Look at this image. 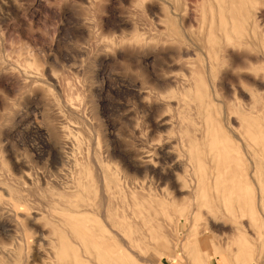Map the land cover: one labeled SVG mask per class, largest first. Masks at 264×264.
I'll return each mask as SVG.
<instances>
[{"label": "rangeland", "instance_id": "374dc122", "mask_svg": "<svg viewBox=\"0 0 264 264\" xmlns=\"http://www.w3.org/2000/svg\"><path fill=\"white\" fill-rule=\"evenodd\" d=\"M195 1L0 0V248L21 264H264V0L243 45Z\"/></svg>", "mask_w": 264, "mask_h": 264}, {"label": "bare ground", "instance_id": "6f19581e", "mask_svg": "<svg viewBox=\"0 0 264 264\" xmlns=\"http://www.w3.org/2000/svg\"><path fill=\"white\" fill-rule=\"evenodd\" d=\"M176 2V9L179 10L180 7L182 6V2L185 4L184 0H175ZM195 2H201V3H205L207 4V11L209 13L208 17H209V21H210V25H212L214 23V21L217 19L218 22V26L220 28H222V33L224 35V37H226L228 41L234 39V40H238L241 42H236L239 45H243V44H247V42H242L243 40V36H244V32L246 31V25L248 23V20L251 17V11L253 8L256 7V5L258 4V0H196ZM8 3V2H7ZM260 4V2H259ZM191 6V5H190ZM9 7V6H8ZM261 8V7H260ZM190 10V9H188ZM264 10V9H263ZM227 12V14L225 13ZM263 15V14H262ZM161 16V15H160ZM207 17V18H208ZM179 18L183 20V18H187V16H183L179 15ZM191 20V19H190ZM189 21V20H188ZM263 21V20H262ZM179 22V21H178ZM216 22V21H215ZM228 25L230 26V29L228 30ZM193 26V25H192ZM159 28V27H158ZM248 28V27H247ZM263 30V29H262ZM211 32V30H210ZM211 35V34H210ZM230 37H229V36ZM228 36V37H227ZM173 37V36H172ZM186 37V36H185ZM260 38V36H258ZM192 38V37H191ZM178 40V39H176ZM260 40V39H259ZM189 41V40H188ZM180 42V41H179ZM191 42V41H190ZM256 43V41H255ZM198 45V44H197ZM216 48V47H215ZM201 50V49H200ZM262 50V49H261ZM190 51V50H189ZM167 53V52H166ZM165 53V54H166ZM229 53V52H228ZM263 54V52H262ZM241 55V54H240ZM175 56V55H174ZM243 56V55H242ZM246 56V55H244ZM226 57V56H225ZM251 57V56H250ZM235 58V57H234ZM237 58V57H236ZM249 59V58H248ZM206 61V60H205ZM171 62V61H170ZM242 62V61H241ZM238 63V61H237ZM236 63V64H237ZM244 63V62H243ZM179 64L181 65L182 69L188 73L189 75V79L191 83H196L197 81V76L199 75V71L197 70V68H193L192 67V63L191 61H184V60H180ZM235 64V63H234ZM240 64V63H239ZM238 65V64H237ZM240 66V65H239ZM233 70V69H231ZM186 74V73H185ZM263 74V73H262ZM229 75V74H228ZM247 76V75H246ZM245 76V77H246ZM237 77V76H236ZM243 77V76H242ZM248 77V76H247ZM261 78V77H260ZM259 78V80H260ZM247 79V78H246ZM245 79V80H246ZM252 79V78H251ZM238 80V79H237ZM254 80V79H253ZM258 81V80H257ZM204 82V81H203ZM237 82V81H236ZM250 82V81H249ZM251 83V82H250ZM254 83V82H253ZM263 83V82H262ZM258 84V83H257ZM263 85V84H262ZM200 86V85H198ZM258 86V85H257ZM262 89V86L261 88ZM208 93V92H207ZM244 95V94H243ZM261 106V105H260ZM260 108V107H259ZM261 109V108H260ZM69 112V111H68ZM264 125V124H263ZM216 127V126H215ZM215 131L216 128H215ZM250 132V130H248ZM241 132V131H240ZM248 132V133H249ZM262 132V131H261ZM264 134V133H263ZM197 136V135H196ZM254 136V135H253ZM245 138V137H244ZM237 139V138H236ZM222 141V139H221ZM215 146L219 148V150H221L222 152H226L227 149L224 146V144L222 142H214ZM244 149V148H243ZM207 151V150H206ZM230 153V151H229ZM263 153V152H262ZM227 155V160L229 161V163H234L237 160L235 158H233L232 156L228 155V152H226ZM252 156V155H251ZM146 158V157H145ZM248 158V157H247ZM200 159V158H197ZM147 163V162H146ZM228 164V163H227ZM146 165V164H145ZM262 165V164H261ZM221 166V165H220ZM231 168H234L233 165H230ZM241 167V164H240ZM234 170H237L234 169ZM237 172V171H236ZM240 172V171H239ZM99 173V172H98ZM237 174V173H235ZM241 174V172H240ZM245 174V173H244ZM238 175V174H237ZM158 176V175H157ZM97 177V176H96ZM241 177V176H240ZM245 177V176H243ZM99 178V176H98ZM206 179V178H205ZM244 179V178H243ZM251 179H253L251 177ZM99 180V179H98ZM101 181V180H100ZM123 183V182H122ZM100 185V184H99ZM98 185V186H99ZM101 189V188H100ZM240 195V194H239ZM244 196V195H243ZM242 197V196H241ZM103 199V197H102ZM258 199V198H257ZM243 200V198H242ZM244 201V200H243ZM243 205V204H242ZM15 207V206H14ZM103 208V207H102ZM243 210V209H242ZM81 211V210H80ZM253 211V210H252ZM203 212V211H202ZM244 212V211H243ZM242 212V213H243ZM244 214V213H243ZM68 215V214H67ZM65 218L64 220L68 219V217ZM70 215V214H69ZM68 215V216H69ZM103 216V215H102ZM70 217H72L70 215ZM63 218V217H62ZM103 218V217H102ZM71 219V218H70ZM69 219V220H70ZM63 220V219H62ZM61 220V221H62ZM67 222V221H66ZM72 222V220L70 221ZM72 224V223H71ZM66 225V224H65ZM79 225V224H78ZM105 225V224H104ZM30 226V225H29ZM67 226V225H66ZM88 229V228H87ZM38 230V229H37ZM10 231V230H9ZM91 231V230H89ZM94 231V230H93ZM92 232V231H91ZM88 233V232H87ZM90 233V232H89ZM198 233V232H197ZM93 234H91L92 236ZM2 237V236H1ZM5 237V236H4ZM94 237V236H93ZM96 238H98L97 236H95ZM94 237V238H95ZM5 241V240H4ZM100 243H102L103 245L108 244V241L105 239H99L98 240ZM98 241L96 242V246H99ZM8 242V241H7ZM95 243V242H94ZM101 244V247H102ZM111 244V243H110ZM36 246V245H35ZM48 246V245H47ZM58 246V245H57ZM100 247V246H99ZM98 247V248H99ZM47 249V248H45ZM63 253L65 252V249L63 248ZM38 255V254H37ZM77 256V255H76ZM37 257V256H36ZM38 258V257H37ZM24 261L23 257L21 256V254H16L15 252H12L9 249H1L0 248V264H21L20 262ZM31 261V260H30ZM29 261V262H30ZM32 262V261H31ZM69 262V261H68ZM26 264V263H23ZM41 264H69L66 263L65 261H62V259L60 257H58L57 253H53L52 250H49L46 252V255L44 257V259L42 260Z\"/></svg>", "mask_w": 264, "mask_h": 264}]
</instances>
